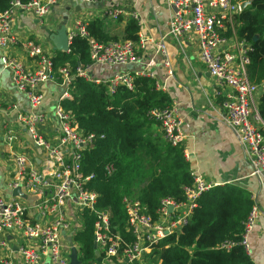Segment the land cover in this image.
Listing matches in <instances>:
<instances>
[{"label": "built area", "instance_id": "obj_1", "mask_svg": "<svg viewBox=\"0 0 264 264\" xmlns=\"http://www.w3.org/2000/svg\"><path fill=\"white\" fill-rule=\"evenodd\" d=\"M96 4L100 0H82ZM104 6L99 18L115 21L127 12V5L134 0H101ZM246 0H166L170 8L166 36L179 42L188 32H193L198 44L199 62L204 66L214 83V94L220 98L223 122L236 134L244 156L251 167V175L264 177V133L257 111L256 101L264 91V80L252 84L246 77L250 44L240 41L235 31L229 37L226 33L234 16L241 11ZM66 0H10L8 8L0 12V47L17 48L20 54L3 52L0 56L2 70L10 73L14 88L24 94L28 108L19 109L11 105L13 119L2 125V141L10 159L11 168L7 187L9 191L19 188L25 197L0 196V264H69V246L65 236L73 234L87 216H93V241L102 253L101 264H157L148 262L146 254L152 246L165 236L181 232L196 206L199 196L213 188H222L202 174L191 173V186L184 187L185 198L175 202L169 197L160 201L157 218L144 212L142 203L134 197L123 196L122 206L126 215V230L133 238L128 241L112 233L109 211L100 207V193L90 187L92 175L83 174L81 159L94 143V135L78 127L74 115L62 105L64 98H71L67 91L72 82L68 65L54 70L53 52L34 38L19 39L13 31V23L19 12L45 23L56 8ZM130 16L140 22L134 9ZM96 18V17H95ZM94 19V18H93ZM92 19L68 15L67 28L71 38L80 35L87 41L91 63L76 69V74L86 81L105 85L109 94L119 85L132 88L135 76L155 80L153 72L146 69L116 73L107 79L91 74L94 65L125 66L143 63L138 52L145 47L147 39L138 41L125 39L98 43L88 33L87 25ZM61 21L57 18L50 24L54 31ZM47 27V26H46ZM165 36L154 41L153 54H166ZM30 58L29 65L25 59ZM169 67L168 59L163 61ZM153 60L144 65L150 66ZM58 73L64 88L53 105L51 117L57 126V135L49 138L40 129L48 113L40 109L44 101L39 89L41 83L55 81ZM158 89L163 87L155 80ZM150 117L159 125L162 137L172 146L182 148L185 134L182 131V117L176 105L153 108ZM28 136V145L43 152L41 167L33 164L27 152L17 151L16 142L22 134ZM186 159L188 154L183 152ZM108 175L114 171L113 164L104 166ZM226 189V188H225ZM252 206L242 222L241 244L249 254L248 236L252 232L259 209L254 194L250 195ZM232 243L223 244L229 248Z\"/></svg>", "mask_w": 264, "mask_h": 264}, {"label": "trees", "instance_id": "obj_2", "mask_svg": "<svg viewBox=\"0 0 264 264\" xmlns=\"http://www.w3.org/2000/svg\"><path fill=\"white\" fill-rule=\"evenodd\" d=\"M9 1L0 0V12L8 8ZM246 1L250 3L234 16L224 35L229 37L233 29L238 40L250 44L246 77L257 85L264 80V0ZM87 29L98 43L138 40L139 26L133 18L126 22L120 37L110 34L98 18L90 20ZM52 52L54 70L68 65L73 75L67 88L71 98L62 100L63 107L73 113L79 128L94 135L93 146L82 155L81 171L92 175L88 185L100 193V207L109 211L112 233L131 241L121 203L123 196L137 198L144 212L155 219L163 198L181 202L185 198L184 187L192 184V172L182 148L166 142L158 123L149 115L153 108L171 105V99L156 88L154 79L145 76H135L132 88L122 84L112 94L105 85L79 77L76 69L91 63L87 41L80 35L71 38L67 52ZM56 80L61 81L58 73ZM256 111L264 133V91L257 98ZM107 163L113 164L111 175L104 168ZM252 203L245 190L209 189L197 199L181 232L171 233L152 246L145 255L148 262L254 264L240 242L242 222ZM84 214L73 234L79 264H101L97 257L102 253L93 247L94 218ZM226 243L232 245L223 247Z\"/></svg>", "mask_w": 264, "mask_h": 264}, {"label": "crops", "instance_id": "obj_3", "mask_svg": "<svg viewBox=\"0 0 264 264\" xmlns=\"http://www.w3.org/2000/svg\"><path fill=\"white\" fill-rule=\"evenodd\" d=\"M103 6L104 2L101 0L96 4L82 0H66L63 6L51 13L44 24L19 12L12 28L19 39L34 38L40 41L46 50L52 52L53 45L48 38L52 32V22L70 14L85 19L99 18ZM132 9L140 16L138 40L147 39L144 49L138 52L143 63L125 66L94 65L91 74L107 79L121 72L142 69L153 72L155 80L169 95L171 103L177 106L182 117V131L186 136L182 150L188 154L186 160L191 172L202 174L204 178L218 183L224 189L245 190L249 195L254 194L259 215L248 236L249 256L254 264H264V177L258 179L251 175V167L235 132L221 118V101L213 92L212 78L199 62L195 34L188 32L179 42L166 36L170 16L166 0H134V5H127V12L119 19H102L104 28L110 34L120 37L126 22L132 18L129 14ZM161 36H165L166 54H153V42ZM3 52L20 54L17 48L0 47V56ZM165 58L168 59L169 67L163 63ZM150 59L153 64L146 67L144 64ZM25 61L29 65L32 63L30 58ZM39 89L44 97L40 109L46 111L49 116L40 129L49 138H54L57 135V126L51 117L50 108L64 88L55 80L41 83ZM11 105L21 110L28 108L24 94L14 88L10 73L2 70L0 64V196L5 198L12 196L7 187L11 162L2 141V125L13 119ZM27 140L29 141L28 136L22 134L15 144L16 150L27 152L33 164L41 167L43 152L29 147ZM5 253V250L0 251V254Z\"/></svg>", "mask_w": 264, "mask_h": 264}, {"label": "water", "instance_id": "obj_4", "mask_svg": "<svg viewBox=\"0 0 264 264\" xmlns=\"http://www.w3.org/2000/svg\"><path fill=\"white\" fill-rule=\"evenodd\" d=\"M250 1H244L242 4V8L248 5ZM67 20L68 15H64L57 25L56 29L49 33L48 38L53 45V49L67 52L70 46V37L68 35V28H67ZM13 196H20L25 197V194L20 192L19 188H15L11 191ZM65 239L69 246V264H79V259L77 256V249L73 243L72 237L70 235L65 236ZM94 249L96 248V244L93 242ZM97 261H101V257H97Z\"/></svg>", "mask_w": 264, "mask_h": 264}]
</instances>
